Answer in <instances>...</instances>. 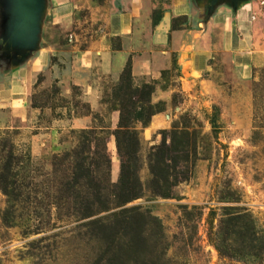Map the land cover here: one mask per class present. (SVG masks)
<instances>
[{"label":"rangeland","instance_id":"rangeland-1","mask_svg":"<svg viewBox=\"0 0 264 264\" xmlns=\"http://www.w3.org/2000/svg\"><path fill=\"white\" fill-rule=\"evenodd\" d=\"M10 1L0 0V18ZM45 2L35 39L50 61L23 113L0 125V166L16 188L11 198L0 190V264H264V60L248 77L214 65L206 89L183 88L175 64L159 80L103 78L94 100L77 61L107 36L110 0H69L65 13ZM156 115L165 123L153 131ZM83 131L107 197L123 161L138 187L125 205L93 204L87 217L94 183L73 187L64 159ZM166 169L169 186L155 180ZM219 237L232 256L220 254Z\"/></svg>","mask_w":264,"mask_h":264},{"label":"crops","instance_id":"crops-1","mask_svg":"<svg viewBox=\"0 0 264 264\" xmlns=\"http://www.w3.org/2000/svg\"><path fill=\"white\" fill-rule=\"evenodd\" d=\"M52 1L63 13L68 11L69 0ZM110 4L107 36L78 55L77 81L94 100L102 90L100 80H119L129 62L134 81L159 80L175 64L183 88L206 89L210 81L205 76H210L214 65L248 77L264 60V0H110ZM4 13L0 125L23 113L50 61V48L30 31L23 32L17 43L14 33L6 38L11 31L10 7ZM162 116L153 118V131L165 123Z\"/></svg>","mask_w":264,"mask_h":264},{"label":"trees","instance_id":"trees-1","mask_svg":"<svg viewBox=\"0 0 264 264\" xmlns=\"http://www.w3.org/2000/svg\"><path fill=\"white\" fill-rule=\"evenodd\" d=\"M116 47V46H115ZM119 47V46H117ZM166 73V71L163 72V74ZM127 76L129 80L133 79L132 76V68H131V63L129 62L127 64V66L125 67L121 77ZM121 125H122V118H121ZM90 133V132H89ZM88 137V133L85 131L82 132V136L81 138L83 139V143H81V145L79 146V148H77L75 151L73 152H67L65 154V160H70V162L72 163L71 165V169L73 170L72 174L73 177L72 179H74L75 181H72L71 183L75 184L73 187L76 186H82V187H86L89 186L87 184H90L91 182H93L94 184L91 185L88 188L93 187L95 192L93 194V196H95L98 201H95V203H88L87 200L85 201V206H84V216H89V211L91 208V205L93 204H98V206H100L99 210H103L106 211L109 208L107 207L106 203L107 202H111V201H116L117 200V206H123L125 205L128 201H131L132 199L136 198L138 195V187L137 184H135V182L133 183V181L130 180L131 178V172L129 171L130 169V165L127 161H123L122 162V172H121V178L119 181V184L117 185L116 191L114 190V193H110L111 197L113 199H109V197H107L106 192H108V188L107 186L103 185V181H101L98 176H96L97 172L100 170L98 169V166L100 168V165L102 164L101 162L97 163L95 161L94 156L92 155V151L86 149V147L84 146V139L87 140ZM118 143H120V139L118 138ZM106 158V159H105ZM104 161L106 162V166L107 169L109 171L110 169V165H111V158L109 155H106V157L104 156ZM101 163V164H100ZM158 164V163H157ZM94 166H96V168H94ZM159 168V164L157 165ZM8 166L3 165L2 167L0 166V190L7 195V197L11 198L12 193L15 192L16 188L14 187L13 183L11 181H9V177L10 175L8 174ZM169 168V167H168ZM167 168V169H168ZM167 169L166 171H164V175L160 172L157 171L155 174V180L159 183L161 180L164 181V183L166 184V186L168 184V178L170 176L169 172L167 173ZM158 170V169H157ZM81 182H85L84 184H81ZM90 182V183H89ZM87 183V184H86ZM163 187V186H162ZM160 187V189L158 190V194L162 195V196H171L170 195V191H169V187L168 188H162ZM119 189V190H118ZM92 194V193H90ZM110 216H106V217H102V220H100V225L102 223V225H106L105 221L109 220L110 222ZM138 224V217L133 218V222L130 223V225L133 227H136ZM140 225V224H138ZM103 227V226H101ZM106 227V226H104ZM137 229V227L135 228ZM246 232H241L239 231V233L247 235L248 233L253 232L251 230V228H247L245 227ZM216 246L217 249L219 250L220 254L222 256L225 257H229L232 256L231 253H229V249L227 244L224 243V241H222L219 237V240L216 242Z\"/></svg>","mask_w":264,"mask_h":264},{"label":"water","instance_id":"water-1","mask_svg":"<svg viewBox=\"0 0 264 264\" xmlns=\"http://www.w3.org/2000/svg\"><path fill=\"white\" fill-rule=\"evenodd\" d=\"M42 0H11L10 25L14 35L30 31L34 36L38 28V16Z\"/></svg>","mask_w":264,"mask_h":264}]
</instances>
